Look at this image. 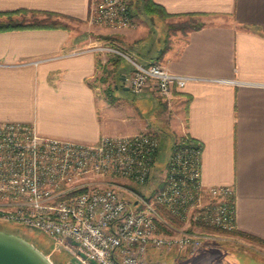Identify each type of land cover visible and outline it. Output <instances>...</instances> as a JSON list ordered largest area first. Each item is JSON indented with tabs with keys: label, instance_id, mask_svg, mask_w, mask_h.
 <instances>
[{
	"label": "crops",
	"instance_id": "1",
	"mask_svg": "<svg viewBox=\"0 0 264 264\" xmlns=\"http://www.w3.org/2000/svg\"><path fill=\"white\" fill-rule=\"evenodd\" d=\"M153 1L170 16L113 30L90 23L92 0H0V12L54 13L0 30V121H34L42 134L90 143L188 134L203 145V183L232 185L236 229L264 240V0ZM191 13L201 27L170 26ZM100 46L199 79L168 98L131 97L117 91L129 89L131 63Z\"/></svg>",
	"mask_w": 264,
	"mask_h": 264
},
{
	"label": "built area",
	"instance_id": "2",
	"mask_svg": "<svg viewBox=\"0 0 264 264\" xmlns=\"http://www.w3.org/2000/svg\"><path fill=\"white\" fill-rule=\"evenodd\" d=\"M89 21L113 30L133 25L129 0H92ZM125 57V78L136 95L170 97L198 77L176 73L159 62L144 64L128 52L100 46ZM159 138L151 132L83 142L42 134L33 121H0V220L30 225L51 236L77 264H168L157 256L171 251L193 256L209 231L171 227L156 205L186 225L236 229L235 188L205 185L199 140L186 134L171 147L162 185L147 198L128 200L113 179L148 181Z\"/></svg>",
	"mask_w": 264,
	"mask_h": 264
},
{
	"label": "rangeland",
	"instance_id": "3",
	"mask_svg": "<svg viewBox=\"0 0 264 264\" xmlns=\"http://www.w3.org/2000/svg\"><path fill=\"white\" fill-rule=\"evenodd\" d=\"M131 3V12L135 20L149 24L153 23V17L146 14L143 10L144 0H129ZM43 15L42 13L22 12L15 14L14 19L22 21H51L52 17ZM169 17V16H168ZM48 18V20H46ZM200 19L196 16L174 17V24H180L190 21L191 19ZM2 19H5L4 17ZM151 24V23H150ZM112 47V46H110ZM127 52L126 49H123ZM121 50V51H123ZM124 59H126L124 57ZM118 92L125 93L131 97L136 96L130 89H124L120 86ZM156 113V108H154ZM160 140V149L157 153L154 167L147 182L137 183L124 177H116L113 181L116 182L117 188L123 192L125 198L128 200L137 199L138 193L148 195L156 191L163 183L167 162L170 156L171 147L175 139L166 137L161 132L157 133ZM178 140V139H177ZM175 140V141H177ZM180 228H187L189 230L209 231L215 234V239L207 241L205 244L214 249V252L208 255H199L197 258L186 255L184 252L171 251L169 253H158L157 256L167 260L168 264H264V244L259 242L245 239L243 237L234 236L215 227H203L201 225L182 224ZM0 230L8 233H13L28 239L34 243L39 249L47 254L50 259L56 264H77L72 255L62 247H58L57 242L49 235L41 230L34 228L30 225L15 223L11 221L0 220ZM172 230V229H171ZM173 233V230L170 232ZM198 252V251H197ZM196 252V253H197ZM201 256L206 257L205 262L201 261ZM204 259V258H203Z\"/></svg>",
	"mask_w": 264,
	"mask_h": 264
},
{
	"label": "trees",
	"instance_id": "4",
	"mask_svg": "<svg viewBox=\"0 0 264 264\" xmlns=\"http://www.w3.org/2000/svg\"><path fill=\"white\" fill-rule=\"evenodd\" d=\"M129 6H130V10H131V3L129 2ZM143 10L146 14L148 15H159L163 18L170 16L169 13L166 12V10L159 4L155 3L153 0H144V5H143ZM25 12L24 10H18V11H9V12H0V30H5V29H13V28H24V27H30L32 26L31 24H33L32 22L30 23H25V21L22 20H17L14 19L13 16L15 14H19ZM33 12H37V11H33ZM54 15V13H48V15ZM132 14V12H131ZM190 16H194L192 13ZM5 19H2V18ZM133 17V15H132ZM204 23L202 21H200L199 19H191L190 21L187 22H183L180 24H171V27L174 28H181V29H188V28H199L203 25ZM158 153V152H157ZM156 153V156H157ZM155 192V191H154ZM154 192L150 195H148V198H150ZM143 196H145V194L139 193ZM147 196V195H146ZM156 209L158 211V213L160 214V216L166 221H161L156 219V224L159 228L160 231L164 232V233H170L172 230L171 227H179L183 224L182 221H180L176 216H174L173 214H171L164 206L161 205H156ZM203 227H211V226H206V225H201ZM218 229V228H216ZM228 232L230 234L239 236V237H244L247 238L249 240H253L259 243L264 244V240L251 235L249 233H245L242 231H239L237 229L232 230V231H225ZM201 250V252H199ZM198 250V252L196 254H194L192 257L193 258H197V256L199 255H208L211 254V252H214V249L212 247H210L209 245H203L201 248ZM212 255V254H211ZM201 256L200 260L203 262H205L207 259H205L206 257ZM200 257V256H199ZM204 258V259H203Z\"/></svg>",
	"mask_w": 264,
	"mask_h": 264
},
{
	"label": "water",
	"instance_id": "5",
	"mask_svg": "<svg viewBox=\"0 0 264 264\" xmlns=\"http://www.w3.org/2000/svg\"><path fill=\"white\" fill-rule=\"evenodd\" d=\"M0 264L56 263L28 239L0 230Z\"/></svg>",
	"mask_w": 264,
	"mask_h": 264
}]
</instances>
